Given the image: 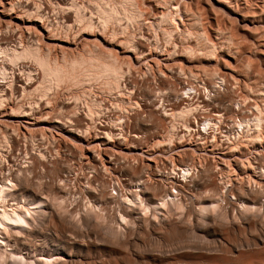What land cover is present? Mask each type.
I'll return each instance as SVG.
<instances>
[{"label": "bare ground", "instance_id": "bare-ground-1", "mask_svg": "<svg viewBox=\"0 0 264 264\" xmlns=\"http://www.w3.org/2000/svg\"><path fill=\"white\" fill-rule=\"evenodd\" d=\"M121 2L123 9L114 6L112 8L108 5L103 6L102 9L100 8L101 12L99 13H102L100 18H103H101L103 23L117 21L119 23L120 20L129 22L141 19L140 17L144 13L137 8L135 0H121ZM157 2L155 5L150 4L152 11L155 13L152 16L153 18L148 16L152 19V24H168L170 21L178 19L182 21L181 18L188 10L184 11L182 9V6H184L182 0H159ZM220 2L222 3V1ZM259 7L261 6L259 5ZM260 9L264 8L261 7ZM77 10H80V8ZM228 11L233 17L232 22L236 20L243 31L248 27L250 28V26L257 30L259 27L264 29V10H255L250 14L247 12L245 15L243 12L239 13L231 8ZM190 13H193V11H188L187 14ZM81 15L80 17H82ZM236 22H233V24ZM87 25L90 27L89 23ZM166 32L169 33L171 37L169 38L172 39L174 34L169 31ZM143 41L139 40L134 45L135 51L137 50L138 53H144L146 50ZM36 44L31 46L22 45L21 50L0 46V58L11 65L16 64L19 60L34 62L42 73V81L34 90L40 91L43 96H48L49 91L64 82L67 77L69 78L66 80L71 79L76 83H81L82 80L84 83L99 79L105 80L104 83L111 88L109 91L116 90L118 92V89H122L121 83L124 80L125 72L122 69L123 66H119L114 56L108 55L106 57L105 55L104 57L98 54L97 50H89L88 53L86 52L87 56L78 54V56H81L69 60L71 62L62 60L65 62L60 64L55 59H51L50 52L43 54L41 48ZM259 45L258 55L262 56L261 61L264 63V43H259ZM209 48L208 50L212 51L214 47L211 48L212 50ZM239 48L238 52L242 47ZM227 56L232 57L231 54H227ZM241 68V66L232 68L228 63L222 65L220 69L222 75L218 74L216 76L217 82L212 84L210 81L213 85L210 86L209 84L211 89H208L207 84L205 85L207 95L203 98L204 105L202 107L200 104L194 106L190 102L193 100L192 97H197L201 92L194 84L189 83L188 90L185 91L186 95L182 94L183 91L179 93L177 89H173L174 92L172 91L174 96L171 99L173 106L176 105V101H185L184 96L190 100L185 103L184 107L179 108V110L183 108L182 110L175 109L171 112L174 117L178 116L183 120L184 127L189 134L186 132L180 136L181 133L177 132L178 134L175 136V130L170 131L168 137L170 144H172L171 141L174 138L192 137V132L196 133L197 139L204 136L206 140H210L212 143H216L217 138L225 137L229 141L228 143H231V146L221 148L223 151L220 154L229 160L223 161L221 164H217V162L215 164L214 161L211 162L209 159L204 162L200 159V162H194L193 155L187 153L189 154L188 160L186 158L187 161L180 158L182 161L177 164L176 162L169 163L168 169L164 167L165 165L162 166L163 168L156 166L155 177L157 174L161 178L154 177L153 180V178L150 179L151 176L147 172L149 167L140 166L141 163L134 166L131 163L119 164L117 162V165L114 164L109 169L113 173H120L128 177L122 178L123 180L115 177L116 181H113L114 178L111 177L113 179L108 181L101 173V170L103 172L105 167L96 154L97 149L100 147L106 150L107 140H110L111 135H114L108 130L110 125L101 124L99 131L103 135H96L98 137L95 139H92V137V140L88 141L84 139L82 134L83 132L86 133L91 126L82 124L81 128H76L72 126L71 120L68 122L69 131L75 134L83 148L85 145V151L90 160L88 162L83 161V166L91 169L90 174L85 175V172L81 171L83 172L81 173L79 171L80 173H74V178H70L75 170L73 165L62 163L63 160H60L58 155L53 156V158L51 155L50 158L43 151L44 148L40 147L33 148L34 150L32 149L31 152H29L30 150L27 151L28 149L26 150V165L18 170L7 168L5 164H1L0 264H99L97 261L89 259L94 253H108L112 256L122 254V249L126 247L134 246L140 249L142 246L148 247L150 245L151 247H159V249L162 247L163 249L164 247H175V249L170 254L164 251L160 253L159 257H156L150 247L153 252L147 249V251L140 254L141 256H138L139 252L137 256H129L127 253L128 257L124 258L123 256L120 262L114 259L102 264H264V103L261 102L263 105L257 104V100L252 103L251 98L241 95L239 89L232 88V86L228 87L229 81L226 77L233 76L232 72H235L239 79L244 82L246 78L247 80L255 78L252 74L254 72L249 71L250 73L246 75ZM78 72H80V75L77 74ZM0 74L4 78L9 76L6 67L0 69ZM32 80V73H28L25 79L13 73L9 85L10 88L12 86L21 87L22 93L26 94ZM1 87H3V83L0 84ZM152 91L149 90V93ZM4 96L5 92L0 94V124H2L3 119L13 123H21L26 128V124H35L33 121L37 119L38 105L30 104L23 107L21 105L19 110L11 108L10 112H6L4 111L3 102H6L8 97ZM96 102L97 100L85 108L88 109L84 114L85 118H89L91 122L94 121L96 114L94 111V106L97 105ZM227 102H230V104H227ZM189 103L191 104L189 105ZM100 104L102 105V103ZM101 105L100 107H102ZM199 113L202 115L200 118H202L203 126H200L196 119L194 123L199 125L197 126V132L196 129H192L189 121ZM165 116H168V114L166 113ZM152 117L154 118V126L157 125L158 127L163 124L164 120L161 118L155 115H152ZM135 119V126H139L143 121L140 116H136ZM48 121L46 118L38 117L36 123ZM61 121L56 120L55 123H63ZM226 121L233 124L235 129L234 138L230 135H222V127ZM66 122L64 125H67ZM120 129V135L124 137L123 126ZM199 132L204 134L198 135ZM194 134L193 137L195 138ZM221 145L223 144L221 143ZM134 146L133 144L132 147ZM82 159L86 160L87 158L83 157ZM46 163L53 165V169H49L52 179H47L42 187V184L40 186L32 181L30 172L35 169L34 167L44 166ZM84 180L86 183L81 184ZM152 232L167 233L166 237L160 238L164 243H146L145 240L151 238ZM210 232L223 234L229 241H233V247H229L226 243H209ZM141 234L146 235L145 243H137L136 241ZM251 234L254 236H251ZM171 239L177 243H172L173 241L169 243ZM140 240L142 242V239ZM193 241L203 243H192ZM141 244L142 246H140ZM201 245L202 248H199L198 246ZM214 245L215 248H211ZM193 249L204 251L205 254L202 255L204 258H191L187 251ZM212 251L222 252L223 255L211 256L209 252ZM124 252L126 253V251ZM194 256L196 257V255ZM84 257H88L87 259L90 261L86 262Z\"/></svg>", "mask_w": 264, "mask_h": 264}, {"label": "rangeland", "instance_id": "rangeland-1", "mask_svg": "<svg viewBox=\"0 0 264 264\" xmlns=\"http://www.w3.org/2000/svg\"><path fill=\"white\" fill-rule=\"evenodd\" d=\"M157 1L159 0H135L137 8L144 13L142 17H140L141 19L129 22L127 20H120L121 22L119 23L118 21L110 23L104 22L107 24L106 25L103 23V20H101L102 17L100 18L102 13L99 12H101L102 7L106 5L112 8L114 6L123 9L121 0H0V46L21 50L23 46H31L37 43L36 45L41 48L43 54L50 52L51 59H55L60 64H63L66 60V62H71L69 60L81 56H78V54L87 56L89 50H97V53L104 57L105 55L106 57L108 55L114 56L119 66H123L122 69L125 72L124 80L121 83L122 89H118V92L120 91L119 93L116 90L109 91L111 88L104 83L105 80L99 79L96 80L97 82L93 80L90 83H84L83 80H80L81 83L83 82L81 84L71 79L66 80L69 78L67 77L64 82L58 85L59 88L55 86L49 91L48 96H43L40 94V91L34 90L42 81L40 68L34 62L25 59L26 61L19 60L16 64L11 65L4 61L3 58H0V69L6 67L9 74V76L5 78L0 74V84L2 85L3 83V87L0 88V94L5 92L4 97H8V100L3 102L4 111L10 112L11 108L19 110L21 105L22 107L30 104L34 106L38 105L39 111L36 114L37 119L38 117H42L49 120L48 122L36 123L37 119L35 117L36 121H33L35 124H26V128V126L24 127L21 123L14 122V124L7 119H3L4 123L2 122V124H0V166L1 164H5L7 168L18 170L26 165V152L29 150V152H31L33 148L40 147L42 149L44 148L43 151H45L50 158L51 155L52 158L58 155L59 159L63 160L62 163H71L73 165V169L75 170L71 174L72 176L69 175L70 178H74V173H78L79 171L85 172V175L90 174L91 169L83 166L84 162L90 160L85 151V145L83 148V145L77 140L75 134L69 131V120L72 121V126L76 128H81L82 124H85L84 126H91L86 133L83 132L82 134L84 139L88 141L98 137L96 135H103L99 131L101 124L110 125L108 130L115 136L111 135V141L107 140V151L100 147L97 149L98 152L96 154L106 169L103 168V172L101 170V173L108 181L113 178L114 181L116 179L115 177L121 178L120 180L128 177L120 173H113L109 169L113 167L114 164L117 165L118 163H131V165L133 164L134 166L141 163L140 166L145 165L146 168L149 167L147 172L151 176L150 179L153 178L154 180L155 178H161L157 176V174L155 177V172L157 171L155 170L157 169L156 166L163 168L162 166L165 165L164 167L168 169L169 163L172 164L176 162L177 164L182 161L180 158L187 161L190 153L193 155L194 162H200V160L204 162L206 159H209L211 162L214 161L215 164L216 162L217 164H221V162L229 160L220 154L223 151L221 148H229V146H231V143H228L229 141L225 137L217 138V142L214 141L216 143H212L210 140H206L204 136L203 138L197 139L196 133L194 134V132H192L195 138L193 134L192 137L185 136L180 139L174 138L171 141L172 144H170L168 140L170 131L175 130V136L178 133H181L180 136L186 132L189 134L188 130L183 127L184 124L183 126L180 125L183 120L171 114V111L175 109L178 111L182 110L183 108L180 110L179 108H181L183 104L181 103L178 106L175 105L171 110L169 109L171 107V99L174 98L173 89H177L179 93L183 91L182 94L186 95L184 92L186 91V87L189 83L194 84L198 90L201 91H199L200 95L195 98L192 97V101L185 97V102L190 101L194 106L200 104L202 107L204 105L203 98L207 95L206 88L209 87L208 89H211L210 86L217 82L216 76L218 74L222 75V71L220 70L222 65L228 63L232 68L241 66V70H243V73L246 75L250 73L249 71H251V73L254 72L252 74L255 77L251 80L244 78V82L239 79L235 72H232L233 76L226 77L229 81L228 87L232 86V88L239 89L240 94L247 97L249 96L248 98H251L250 100L252 103L257 100V104L263 105L264 91L262 90H264V63L261 61L262 56L260 54L258 55V53L260 49L259 43H264V29L259 27L257 30L250 26V28L248 27L249 29L246 28V30L243 31L242 28L240 29L241 25H239L236 20H233V22L237 24H233V17L228 10L231 8L239 13L243 12L244 15L247 14V12L250 14V12L255 10H264L260 9L261 7L264 8V0H182V4L184 5L182 9L184 11L188 9L186 11L187 13L188 11H193L195 14L186 13L187 15L185 14L184 17L181 18L182 21L178 19L176 21L173 20L174 22L170 21L168 24H152V19L148 16L152 17L155 13L152 11L150 4L155 5L158 3ZM220 1H222V3ZM259 5L261 7H259ZM77 6L80 10H77ZM80 15L82 17H80ZM88 23L90 27H88ZM165 30L174 34L172 39H170L169 33ZM139 40H144L143 42H145L146 50L144 53H138L137 50L135 51L136 48L134 45ZM239 47H242V49L238 52L240 49ZM208 48H213V50L211 49L212 51H210ZM190 49L192 50L190 51ZM235 51H237L238 54L235 53ZM227 54H231L232 57H228ZM62 60L65 61L63 62ZM13 73L22 76L24 79L27 77L28 73H32L33 80L26 94L22 93V89L19 86H12L10 88L9 84ZM79 73L80 72L77 74ZM237 80L239 81L237 82ZM261 86H263V89ZM146 88H150L149 90L153 91L149 93V90L147 91ZM260 94H262V96H260ZM96 100L99 103L96 102L97 105H95L96 107L94 106L96 114L93 119L94 121L91 122L89 118H85L84 114L88 111V109L85 108ZM75 102H78L77 105ZM100 103H102V105ZM191 103H189V105ZM227 104H230V102H227ZM166 113L168 116H165ZM199 114L201 115V113ZM199 114L195 115L197 117H192L193 119L189 121L192 129H196L197 132V126L199 125L198 123H194V121L197 119L196 122H199L200 126L203 123L202 118H200L202 115L200 116ZM152 115L164 120L163 124L161 123L162 125H160L161 128L160 126L157 127V125L154 126V118ZM136 116H140L143 119L139 126H135ZM56 120H62L63 123H55ZM65 122L67 125H64ZM227 122L228 121L224 123L225 127L224 125L222 127V135L224 136L226 134L234 138L235 129L233 128V124L232 122ZM5 123L7 124L5 125ZM4 125L8 128H5ZM122 126L124 137L120 135V128ZM202 134L204 133L199 132L198 135ZM221 143L223 145H221ZM133 144L135 148L132 147ZM219 146L220 148H218ZM81 154L88 160H83ZM172 159L175 161L173 162ZM46 164H44L45 167L43 165L36 166L34 167L35 169L31 171L32 174L30 172L32 181L40 186L42 184V187L47 179H52L49 169H53V165H51V163ZM85 183L86 181L84 180L81 184ZM112 192L114 193L115 191ZM166 234L167 233L152 232L151 238L146 240V235L141 234L137 237L136 241L137 243H164L161 239L166 237ZM209 234V243H226L229 247H233V241H229L223 234H215L213 232ZM140 236L144 237L142 238ZM251 236L254 235L251 234ZM140 239H142V242ZM172 241L171 239L169 243ZM174 242L176 241L172 243ZM199 242L193 241L192 243ZM140 246H142V244ZM150 247L151 245L148 247H139L140 249L134 246L126 247L122 249V254L112 256L108 253H94L89 259L97 261L99 264L114 259L120 262L123 256L124 258L128 257V254L129 256H137L138 252V256H141L140 254L147 251V249L150 250V252L154 251L153 255L156 257H159L161 252L165 251L170 254V252L175 249V247H164V249L162 247L159 249V247L153 246L151 247V249H153L152 251ZM198 247L202 248V245ZM211 248H215V245L211 246ZM124 251H126V253ZM187 253L191 255V258L195 259L202 258V255L205 254L201 249L188 250ZM197 254L199 255L197 256ZM209 254L214 257L223 255L222 252L219 251H212L209 252ZM194 255H196V257ZM87 258L88 257H84V259H86L85 261H90Z\"/></svg>", "mask_w": 264, "mask_h": 264}, {"label": "built area", "instance_id": "built-area-1", "mask_svg": "<svg viewBox=\"0 0 264 264\" xmlns=\"http://www.w3.org/2000/svg\"><path fill=\"white\" fill-rule=\"evenodd\" d=\"M188 87V86H187ZM187 87H186V91L188 90L187 89ZM185 92V91H184ZM184 98H185V96H184ZM172 101V100H171ZM183 104L181 107H184V105H185V101H176V105L178 104V105H180V104ZM173 107H175V106H173V101L171 102V107L169 108L170 110L173 108ZM172 112V111H171ZM180 125H182L183 126V121H181V124ZM184 127V126H183Z\"/></svg>", "mask_w": 264, "mask_h": 264}]
</instances>
